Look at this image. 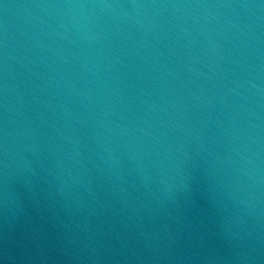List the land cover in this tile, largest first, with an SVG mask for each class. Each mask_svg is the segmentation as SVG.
<instances>
[{"label":"water","instance_id":"95a60500","mask_svg":"<svg viewBox=\"0 0 264 264\" xmlns=\"http://www.w3.org/2000/svg\"><path fill=\"white\" fill-rule=\"evenodd\" d=\"M0 264H264V0H0Z\"/></svg>","mask_w":264,"mask_h":264}]
</instances>
